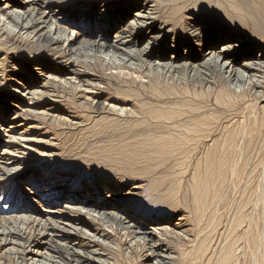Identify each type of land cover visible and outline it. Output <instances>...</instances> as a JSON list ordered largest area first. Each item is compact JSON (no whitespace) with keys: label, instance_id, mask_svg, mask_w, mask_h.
<instances>
[{"label":"bare ground","instance_id":"obj_1","mask_svg":"<svg viewBox=\"0 0 264 264\" xmlns=\"http://www.w3.org/2000/svg\"><path fill=\"white\" fill-rule=\"evenodd\" d=\"M87 1L20 0L14 3L0 0V34L5 39L18 36L33 48H39L38 50L54 47L52 50L58 54L57 72L71 74L79 80L80 86L75 85V88L81 90L85 87V93L95 96L91 100V107L96 105L97 111L100 109L119 117L123 114L144 117L155 120L159 127L168 128L169 124H177L182 120L185 113L201 110L202 102L198 99L202 94L198 91L190 93L188 88L178 89L176 86L190 82L196 86H204L214 93L215 80L221 78L224 79L228 92L217 99L219 104L232 108H238L239 105L252 110L260 109L264 115V0H235L234 4L231 2L236 13L241 15L236 17L227 14L224 5L218 0H197L190 6H180L181 0H93L95 11L89 3H85ZM230 1L233 0H226ZM2 2H6L5 5ZM83 3L85 8L79 6ZM78 6L80 8L75 9ZM86 7L89 11L83 13L82 10H87ZM66 11L68 14L64 15ZM169 11L174 17L181 11L193 16L187 17V22L182 21L184 17L179 20L163 17ZM243 17L254 23L251 34L245 32L246 19ZM215 18L220 20L222 27L214 36L206 37L207 21ZM82 28L85 29L82 30L84 33L80 31ZM171 33L174 36L180 34L182 37H174L173 42L177 45L169 47L165 40ZM184 43H187V48L180 54ZM194 50L197 52L194 53ZM64 58L67 60H62ZM83 59L91 60L90 62L112 72L108 74L113 83H128L132 79H135V83L141 81V91H118L117 95L125 96L128 101L110 97L106 101V108L102 107L104 103L99 100L107 94L108 88H98L87 83L86 80L91 76L93 79H103L80 71L77 67L85 65ZM44 68L49 69L47 65ZM48 83L44 84L43 89L47 90ZM84 83L87 86H83ZM163 84L166 85L165 89ZM20 85L31 95V101L35 97L44 96L40 90L25 88V84ZM229 96L234 98L230 99ZM246 96L255 99L248 103L245 101ZM144 97L148 100L145 101ZM187 97L194 98V101L186 100ZM196 101L197 103H193ZM35 104L29 101V109L22 113L35 114ZM129 104H133L131 109L127 108ZM5 112L0 111V184L7 182V179H18L19 189L14 190V196L10 198L14 205L12 211L8 212L10 209L6 207L5 213L0 214V243L5 247H23L24 249L17 251L21 252V256L17 257L23 264H109L106 249L117 247L110 235L115 228L122 232L127 249L137 246L147 252L144 255L146 264H176L182 261V254L175 252L173 248L174 237L189 243L198 241V247H194L193 251V254L197 253L192 259L196 264H236L240 262L239 253H243L245 249L249 253L245 254L250 261H247L248 264H264V253H259L260 248L264 249V235L262 237L256 227H252L255 231L251 230L250 226L245 231L239 229L243 232L240 237L236 236L238 228L243 225L240 224L243 219L241 215L231 222L225 241L213 246L212 240L209 243L208 238H202L199 233L195 239H191V231L187 228L190 220L186 215L178 216L174 223V211L164 217L155 215L153 210L146 208L150 205L156 206L154 200L136 201L142 191L150 194L156 187L153 184L144 186L143 180L137 181L126 191V184L120 180H92L89 186L79 181L70 185L71 181L63 170L57 174L48 171L36 173L26 164L27 157L35 152L34 147L41 141L32 136L35 127L20 122L21 114L17 115L18 112L11 121H7ZM56 112L58 111L50 114L45 112L43 117L57 121ZM61 120L63 118L58 121ZM261 125L264 127V117ZM193 140L195 136L187 137L184 144H190ZM181 141L154 142L152 147L156 152L164 153L169 147L182 145ZM237 143L238 136L230 133L221 145L222 156L215 159L216 162L211 159L202 178H195L192 195L181 204L183 210L189 211L191 220L196 223L195 226L192 225L194 229L199 228L204 219L209 225L217 220L218 211L222 209L220 204L221 209L218 210V204L224 200L227 182L231 179L230 175L235 176L239 167L232 164V154L230 155ZM53 155L48 154L54 158ZM139 160V154L126 153L119 155L117 159L132 171ZM228 176L230 179L227 181ZM261 185L264 187V182ZM260 187L257 193L259 198L263 191ZM169 197L168 200L165 199L167 197L161 198V204L167 200L166 203L177 206L175 197ZM63 202L67 204L63 205ZM258 202L259 205L264 204L262 199ZM174 208L175 206L172 209ZM92 223L107 224L108 227L100 229ZM107 228H112L110 233ZM245 235L247 237L243 238ZM244 239L248 242L246 248L242 244L240 246V241ZM204 253H208V257ZM247 262L244 261L245 264Z\"/></svg>","mask_w":264,"mask_h":264},{"label":"rangeland","instance_id":"obj_2","mask_svg":"<svg viewBox=\"0 0 264 264\" xmlns=\"http://www.w3.org/2000/svg\"><path fill=\"white\" fill-rule=\"evenodd\" d=\"M10 1L17 3L20 0ZM92 1L88 0L85 3H89L90 6H92L95 4V1ZM196 1L197 0H181L179 5L190 6ZM212 1L215 2L217 0ZM218 1L224 5L223 7L227 14L229 13L232 17L241 16L238 15V12L236 13V9L233 5L235 0L230 2H226V0ZM5 3L6 2H2L4 5ZM85 3L80 4L79 6L85 8ZM231 5L234 7V10ZM79 6L75 9L80 8ZM86 9L87 10H82V12L86 13L89 11L88 7H86ZM93 10L95 11V9ZM75 13H77V11ZM66 14H68L67 11L64 15ZM179 14L174 17L169 11L163 14V17H173L177 20L184 17L182 20L184 22L187 17L189 18L190 15L193 16V14H189L188 16V14H184L182 11ZM243 19H246L244 29L248 34L251 32L254 23L247 17H243ZM221 27L222 24L218 18H215L212 21H207L205 27L206 37L214 36L216 31ZM82 30L85 29H80V31ZM82 33H84V31H82ZM22 34H24V32ZM168 37L165 42L171 47L173 44H175V46L177 45L173 42V38L180 37L181 39L182 35L177 34V36H174L171 33ZM186 44L187 43L182 44V53L180 54L184 53V50L187 48ZM190 47H192V45H190ZM193 47L197 50V47H195L194 44ZM38 49L39 48H33L31 44L18 38V36H13L11 38L6 37L5 39L4 36L2 37L0 34V111H6L7 121H11L17 112V115L21 114V119L19 121L26 123L29 127H35L32 136L38 140H43L42 142L38 141L39 143L34 147L35 152H31L30 157H27L26 164L28 168L30 167L36 173L48 171L57 174L63 170L71 181H69L71 183L70 185L79 181H81L83 185L89 186L92 180H98L99 182L120 180L126 184L125 190L128 191L131 189L132 184L137 181L139 182L143 180L142 182L144 183V186L153 184V187L156 186L154 190L151 191L150 194L142 191V194H139L136 197V201L138 200L137 202H142L143 200H149L151 202L154 200L153 202L156 203V206L150 205L149 207L146 206V208L148 210H153V214L155 215L160 214L164 217L174 211L173 214L175 215V219H172L174 223L177 222V219L179 218L178 216L186 215L188 220H190L187 228L191 231L189 232L192 236L191 239H195L197 237L196 234L199 233L202 238H208L207 241L209 243H211L210 241L212 240L211 245L213 246H218L225 241L231 222L233 223V221H236V219L239 218L237 217L239 215L243 218L240 223L241 225L243 223L242 226L240 225L243 229L240 227L238 230L245 231L251 226V230L255 231L254 228L256 227L259 234L263 237L264 204L262 203V205H259L258 202L260 199L264 202V187L261 185L262 182H264V127L261 125L264 115L261 113L260 109L252 110L251 108L240 107L239 105L238 108L237 106L232 108L219 104L217 99L223 97L225 95L224 93L228 92V88L225 85L224 79L217 78L215 80V86L213 87V90H215L214 93L208 91L204 86H196L190 82L181 86H176L178 89L183 87H185V89L188 88L190 93L198 91L202 94L198 100L203 104L201 103V110L199 112L183 113L182 120L178 121L177 124H169L168 128L159 127L155 120H150L144 117L138 118L134 116L132 117L131 115L126 116L125 114H123L122 117H119L107 114L100 109L99 111L95 110V104V107H91L93 105L91 100L95 96L85 93V87H82L81 90L75 88V85L80 86L79 80H76L71 74H61L60 71V73L57 72L58 60L56 57L58 54L56 51L52 50L54 47H43L40 50ZM196 52L194 50V53ZM62 60L67 59L64 58ZM83 61L85 65L77 67L80 71L87 72L90 75H95L103 79L101 81L97 80L99 78L93 79V76H91L86 80L87 83L97 86L98 88H103L104 86H107L108 88L107 94L99 100L104 103L102 107L106 108L105 104L109 101L110 97H114L115 99L118 98L122 101H128L125 96L117 95L118 91L123 93H128L127 91H141L139 87V84H142L141 81L135 83L133 82L135 79H132V81H129L128 83L120 81L113 83L110 81V74H108L112 72L107 71L102 66L97 65V63L94 64L93 62H90L91 60L83 59ZM46 65L49 69L44 68ZM45 83H48V86L46 84L47 90L43 89ZM65 83H70L72 85L68 86ZM20 84H25V88L28 89L40 90L44 96L35 97L33 101H31V95L28 94ZM84 84L85 85L83 86H87L86 83ZM165 88L166 85L163 84V89ZM200 91H203V93ZM229 97L230 99L234 98L233 96ZM86 98H88V101ZM144 99L145 101L148 100L145 97ZM185 99L194 101V98L192 97H187ZM253 99L255 98L248 96L245 97V101L248 103H251ZM29 101L36 103L33 106L35 114L22 113L29 109ZM197 101L193 103H197ZM131 105L133 104H129L127 108L131 109ZM55 111H58L55 113L58 116L57 121L53 118L49 119L43 117L45 112L46 114H50ZM39 113H42V115ZM60 118H63L64 121H58ZM66 124H68V127H66ZM230 133H235L238 136V143L230 153V155L232 154V164L234 163V166H239H235L238 167L235 174L236 177L230 174L231 179L230 176L227 177V181L230 180L227 182V187L224 191V200L218 204V210L221 208L223 210L221 209L218 211L219 215L217 220L213 222L214 224L211 223L213 224L211 226V224L209 225L204 219L201 226L194 229L195 227L193 228L192 225L196 223L191 220L190 212L183 210L181 204L183 205L186 198H190L195 178L197 176L202 178L211 159L216 162L215 159H219V157L222 156L221 145ZM192 136H195V140L191 141L190 144H184L187 137L190 138ZM164 140H178L179 142L182 140L181 142L183 143L179 146L172 148L169 147L164 153L156 152L154 147H152V143H162ZM124 153H126V155L139 154L140 160L136 164L134 171H132L130 167H124L120 161H117L119 155ZM48 154H54V158L48 156ZM245 164H247V166ZM17 183L18 179H7V182L0 184V214L5 213L6 207L7 209H10L8 212L12 211L14 208V205L10 202V198L14 196V190H17L19 187V184ZM259 186L263 188L260 187V189L263 190L262 193H260V198L257 195ZM4 188L5 190H3ZM172 195L175 197L177 206L173 203H166L170 198L169 196ZM225 197H227V200ZM161 198L167 199L164 204H161ZM28 201L31 203V200ZM156 201L159 202L157 203ZM66 204V202H63V205ZM220 204L221 208L219 206ZM173 206H175L174 209H172ZM258 206H261L263 210ZM32 207L35 208L37 205H32ZM252 208H255V210ZM92 225H95L100 229H104L105 226L108 227L107 224L100 225L92 223ZM10 226L12 227V225H9V227ZM111 229L112 228H107V231L110 233ZM112 230H114L115 233L111 231L110 235L112 236L111 238L115 240L117 247L114 249H106V253H108L109 256V264H146V256L144 255H147V252L137 246L127 249L122 232L116 230V228ZM238 230V233L236 232L237 235L236 233L235 235L240 237L241 232L243 231ZM246 237L247 236L245 235L243 238ZM172 241L175 252L177 251L179 254H182L183 258L182 261H179L176 264H196L192 259L197 253L195 252L193 254V251L198 247V241L189 243V241H180L177 237L172 238ZM242 241H240V246L242 244V246H245L246 248L248 245L247 240L244 239ZM13 246L5 247L0 243V264H23V262L17 257L19 255L21 256V252L17 251L24 248L21 246ZM257 251H259V249H257ZM260 251V254L264 253V249L261 250L260 248ZM246 252L248 253L247 249L243 251L244 254L241 252L239 253L240 262L236 264H245L244 261L250 262L247 255H245ZM204 254L208 257V253ZM245 258L247 260H244ZM248 262L246 264H248Z\"/></svg>","mask_w":264,"mask_h":264}]
</instances>
